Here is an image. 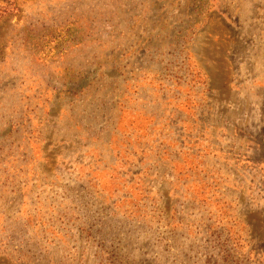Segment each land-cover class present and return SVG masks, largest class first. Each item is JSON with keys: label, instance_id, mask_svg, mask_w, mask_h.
<instances>
[{"label": "rangeland", "instance_id": "obj_1", "mask_svg": "<svg viewBox=\"0 0 264 264\" xmlns=\"http://www.w3.org/2000/svg\"><path fill=\"white\" fill-rule=\"evenodd\" d=\"M0 264H264V0H0Z\"/></svg>", "mask_w": 264, "mask_h": 264}]
</instances>
